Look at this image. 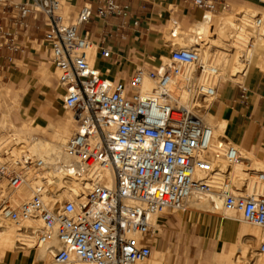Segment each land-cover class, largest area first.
Returning a JSON list of instances; mask_svg holds the SVG:
<instances>
[{"label": "built area", "instance_id": "built-area-1", "mask_svg": "<svg viewBox=\"0 0 264 264\" xmlns=\"http://www.w3.org/2000/svg\"><path fill=\"white\" fill-rule=\"evenodd\" d=\"M180 1L208 14L225 4ZM58 6L57 0H0V51L22 50L18 37L29 29V17L42 24L39 42L59 73L62 102L75 123L64 148L69 161L45 168L46 175L57 176L52 182L60 179L54 190L46 179L25 177L42 163L7 159L9 146L0 141V219L16 226L38 223L32 249L45 247L56 264L146 261L157 235L154 219L166 211L187 212L192 194L217 193L226 210H239L244 222L264 233V194L246 193L244 185L230 193L227 171L216 180L211 159L224 161L226 170L249 160L225 138L213 139L203 121L218 86L198 83L203 68L196 50L172 49L167 63L137 66L126 82L110 80L90 62L92 43L81 28L93 16L120 18L126 7L117 0H82L72 21L64 22ZM98 55L108 59L110 50L100 48ZM194 66L195 72L183 74ZM179 78L192 91L188 103L177 95ZM146 79L153 83L148 94L142 91ZM244 169L247 179L264 184V172ZM72 186L82 191L74 193ZM259 251L264 253V242Z\"/></svg>", "mask_w": 264, "mask_h": 264}, {"label": "bare ground", "instance_id": "bare-ground-1", "mask_svg": "<svg viewBox=\"0 0 264 264\" xmlns=\"http://www.w3.org/2000/svg\"><path fill=\"white\" fill-rule=\"evenodd\" d=\"M60 8L61 6L59 4L56 14L61 17L59 14ZM222 9L225 10L226 7ZM243 10H247L248 12H244L238 16H232L230 12L227 15L224 13L219 15L201 13V19L193 26L183 25L176 21L169 27L165 34V39L170 41L169 44L171 47L196 50L199 56L198 64L203 68L201 75L198 77V83L204 84L214 79H227L236 77L237 75H240L242 78L250 65L258 68L260 71H264V13H259L250 9ZM216 33L219 34L218 39L224 42L221 44L222 52L220 55L210 53V47H205L206 45L203 43L207 42L209 38H212L210 34L214 36ZM191 45H195V47L192 48ZM196 45L200 47L198 48ZM95 54L96 47L91 45L87 49L90 62H93ZM168 60V57L162 58L164 64L167 63ZM195 70L196 67L194 66L182 72L183 74L189 75L195 72ZM51 71L53 74H56V69L55 71L50 70L41 64L33 74L38 78L43 76L46 81L50 83L52 79ZM183 86L182 79L179 78L176 88L177 95L182 102L188 103L191 99L192 91L190 89H184ZM59 88L61 89L60 86ZM152 88L153 83L150 80H144L142 85L143 93L148 94ZM13 98H17L16 93ZM62 109L64 110L63 117L60 122L56 124L50 121H44L43 118L40 117L36 124L33 125L29 123L26 118H20L17 127L7 113L1 112L2 115L0 116V127L12 131L11 137L16 147V149L12 147L7 149V159H31L33 162L42 163L43 167H41L40 170L34 171L28 169L25 173V177L30 182L39 178L46 179L49 186L55 184L52 190L60 186V179L57 178L52 182L57 176L49 177L45 173V168L54 166L59 161L65 163L69 161V158L64 153V148L73 133L75 125L72 114L70 113L71 116L68 115L70 111L64 108L63 102ZM212 120V117L208 114L203 117L205 125L208 126L212 132L213 139L222 137V135H224V123L217 121L213 124ZM233 147L239 149V147L235 145H233ZM211 158L212 157L209 156V159ZM248 158H245V160H249L247 165L236 163L229 170H226L224 161H214L211 159L212 166L216 167L219 171L216 175V180L220 178L222 172L227 171L230 179L232 177L234 182L236 181L239 183L240 181L242 185L247 187L246 193L264 194V184H259L251 179H247L244 173L245 166H249L250 170L264 172V163L260 161L254 163L252 159L250 160V158ZM107 180L108 183H112L111 177L107 176ZM233 180L230 181V183L227 182V190L232 194H237V190H240V188H238L240 183L238 184L235 182V184ZM242 180L244 181L241 182ZM70 191L80 193L82 189L78 186H72L70 187ZM23 196L27 197L28 194L24 192ZM49 201L52 202L53 200L51 199ZM186 205L189 211H195L200 214H210L218 216L219 218L223 217L238 222L235 236L232 241H223L221 237L218 236V233L215 234L216 238L220 241L217 250L212 253V258L215 263H237L238 259L243 260L244 256L247 257L246 255H249V263H243V261V264H264V253H261L259 249L258 251L254 249L258 240L264 238V233H262L259 228L244 222L239 210H226L223 204V198L220 195L217 193L192 194L188 197ZM37 228L38 223H24L16 226L8 221L0 219V258L7 253L10 254L12 251L23 253L32 249ZM38 250L37 258L44 260V264H56L53 262L51 254L45 247L37 248L36 251ZM166 257V253L151 251L150 261L145 263L147 259L139 264H166L168 263ZM74 264L82 263L75 262Z\"/></svg>", "mask_w": 264, "mask_h": 264}, {"label": "crops", "instance_id": "crops-1", "mask_svg": "<svg viewBox=\"0 0 264 264\" xmlns=\"http://www.w3.org/2000/svg\"><path fill=\"white\" fill-rule=\"evenodd\" d=\"M13 1L21 2L22 0ZM223 1L225 2L223 7L226 9H222L216 15L221 12H230L231 8L264 13V0ZM117 2L126 7V13L123 16L106 19L93 16L81 28V32L86 33L92 45L96 47L94 66L101 75L115 81L126 82L133 69L139 65L158 66L162 58L170 53V41L165 39L169 27L176 21L191 26L202 16L201 11L180 0H117ZM81 4L82 0H76L75 8L78 9ZM170 12H180L181 18L176 19L173 15L170 20ZM190 20L194 22H189ZM27 21L29 29L25 33H20L18 37V44L22 50L9 52L2 49L0 51V81L3 84L10 82L5 87H1L3 96L9 87L12 89L13 83L17 82L21 75L20 67L16 63L30 64L28 56L33 51L30 44L40 41L41 38L38 37H42L43 34L42 24L31 20L30 17ZM100 48L110 50L108 59L99 57ZM208 115L215 122L224 123L223 132L227 141L264 163V71L250 65L241 83L219 84L216 99ZM164 222L172 224L169 220ZM182 222V224L186 223L184 234L189 245L196 243L198 246L212 249L205 252L203 261L191 262L185 259L182 264H208L209 261H213V249L218 248L220 243L215 234L218 233L223 241H232L237 229V223L230 219L209 214L196 216L194 211L189 210L182 217ZM158 230V235L163 233L162 229ZM152 251L162 252L157 249ZM163 253L167 255L168 263L166 264H178L177 261L168 260V252ZM44 262L32 252L19 254L10 252L0 259V264H44Z\"/></svg>", "mask_w": 264, "mask_h": 264}, {"label": "rangeland", "instance_id": "rangeland-1", "mask_svg": "<svg viewBox=\"0 0 264 264\" xmlns=\"http://www.w3.org/2000/svg\"><path fill=\"white\" fill-rule=\"evenodd\" d=\"M57 1L59 2L61 6L59 14L62 17V20L64 22H71L77 11V9L75 8L76 0H57ZM244 12H248V11L243 10V9L235 10L234 8H231L230 15L238 16V15L243 14ZM223 13L227 15L229 12H221L220 14H223ZM173 15L176 16L175 17L176 19L181 18L180 12H170L169 14L170 20H171V17H173ZM189 22H194V21L190 20ZM211 36L212 38H209L207 42H203V43H205L206 45L205 47H208V46L210 47V53L212 54L216 53L220 55V53L222 52L221 44H223L224 42L218 39L219 34L217 33L216 35H214L215 38L213 35L210 34V37ZM38 38L40 39L41 36H39ZM30 46L33 48V51L31 52L32 54H29L28 56V61L30 64L26 65L25 63H16L18 64L21 70V73H20L21 75L19 76L18 81L13 83L12 89L9 87V89L5 91V96H3V94L1 95V91H0V109H1L0 116L2 115L3 112L7 113L8 115H10L13 123L17 127L19 125L20 118H26V120L33 125L36 124V122L38 121L40 117L43 118L44 121H52L55 124L59 123L64 113V110L62 109L63 91L62 89L59 88V85H58L59 73L57 70H56V74H53L51 71L52 79L50 83H48L43 76L41 78L36 77L33 73L35 70H37L38 66L41 64L50 70L55 71V69L51 64L48 63L47 57L44 53V50H45L44 44L37 41V42H32ZM191 46L192 48L195 47V45H191ZM172 49H178V48L172 46L169 49L170 52ZM169 55H167L168 58H169ZM198 73H199V70H197V74ZM227 82L241 83L242 78L240 75H237L236 77H232V78L213 80V83L216 84L217 86L219 84L227 83ZM8 84H10V82H5V84H3L0 81V90L3 88V86L5 87V85H8ZM15 93L17 94L16 99L13 98ZM68 115L71 116L70 112L68 113ZM212 123L215 124V121L212 120ZM74 130H75V125H74L73 132ZM0 131H1L0 141L7 142L6 145L9 146L8 148L12 147L16 149V147L14 146L15 142L11 137L12 131L8 129H4L3 127H0ZM223 136L224 135H222L221 138H225ZM229 143L233 145L231 142ZM238 150L244 155L245 158L249 157L250 160L252 159V162L255 163L256 161H258L250 153H246L240 149ZM228 178L230 179V177ZM228 178H227V182L230 183V181H232L233 178L231 177L230 181ZM243 181L244 180H242L241 182ZM241 185L242 184L240 183L238 185V188H242L243 185L242 186ZM186 214L187 212L181 213V212L166 211L163 214L159 215L157 218H155L153 221L154 228L158 232H159L158 229H162L163 233L160 235L157 234L155 236L156 237L154 240L155 245L152 246V250L157 249L162 252H168V258H169L168 260L177 261L178 264H182V262L185 259H188L191 262L203 261L205 252L208 250L212 251L211 248L207 249L206 247L196 245V243H191V245L187 243L185 239V234H184L185 232L184 225H186V223L182 224L183 223L182 217L185 216ZM195 214L196 216L197 214L199 216L201 215L198 212H195ZM166 220H169L170 223L172 224H167V223L165 224L164 221ZM236 223L238 226V222ZM260 239L258 240V243L254 246V249H256V251H258L260 244L264 242V238H260ZM36 250L37 249H29L28 252H32L34 256H35V253L37 252L36 253V256H37L39 250L38 251ZM213 250L216 251L217 248ZM11 253H17V252L12 251ZM246 256L249 258L244 256L243 260L238 259L237 263H232V264H243L245 262L249 263L250 256L249 255H246ZM149 261H150V258L145 263ZM208 264H217V263L213 261H209ZM219 264H227V263H219Z\"/></svg>", "mask_w": 264, "mask_h": 264}]
</instances>
